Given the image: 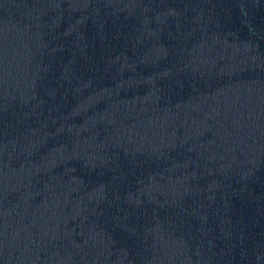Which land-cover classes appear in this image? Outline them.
I'll list each match as a JSON object with an SVG mask.
<instances>
[{
    "label": "water",
    "instance_id": "1",
    "mask_svg": "<svg viewBox=\"0 0 264 264\" xmlns=\"http://www.w3.org/2000/svg\"><path fill=\"white\" fill-rule=\"evenodd\" d=\"M0 264H264V0H0Z\"/></svg>",
    "mask_w": 264,
    "mask_h": 264
}]
</instances>
